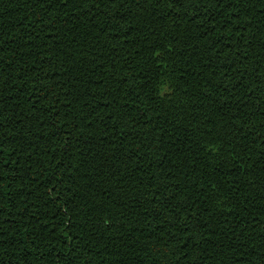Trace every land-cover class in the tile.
<instances>
[{
  "label": "trees",
  "instance_id": "1",
  "mask_svg": "<svg viewBox=\"0 0 264 264\" xmlns=\"http://www.w3.org/2000/svg\"><path fill=\"white\" fill-rule=\"evenodd\" d=\"M0 264H264V0H0Z\"/></svg>",
  "mask_w": 264,
  "mask_h": 264
}]
</instances>
